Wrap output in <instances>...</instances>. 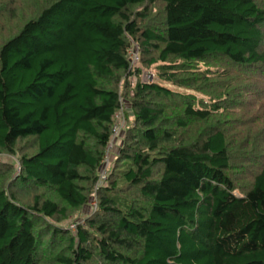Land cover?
I'll use <instances>...</instances> for the list:
<instances>
[{
	"label": "trees",
	"instance_id": "trees-1",
	"mask_svg": "<svg viewBox=\"0 0 264 264\" xmlns=\"http://www.w3.org/2000/svg\"><path fill=\"white\" fill-rule=\"evenodd\" d=\"M36 10L0 45V153L33 145L19 174L0 160V264H264V126L237 139L222 114L245 109L246 95L207 91L217 74L259 94L264 0H46ZM132 42L161 81L140 79ZM210 62L222 71H203ZM122 95L114 170L72 231L64 222L90 203Z\"/></svg>",
	"mask_w": 264,
	"mask_h": 264
},
{
	"label": "rangeland",
	"instance_id": "rangeland-1",
	"mask_svg": "<svg viewBox=\"0 0 264 264\" xmlns=\"http://www.w3.org/2000/svg\"><path fill=\"white\" fill-rule=\"evenodd\" d=\"M46 0H0V45L4 42L6 38L11 36L12 34L16 33L20 27L23 25V23L29 19L30 17H33L36 13L37 6H41L45 3ZM15 11V13H14ZM13 14V15H12ZM134 46L136 47V42ZM138 45V44H137ZM157 65L150 67L144 66L141 63L139 65H136L138 69L140 70V79L143 82L146 83H153L161 81L158 77V70ZM217 65L221 66L219 63L216 62H210L209 66L208 64L202 63L200 64V67L205 71L206 69L220 72L222 71L221 67L217 68ZM135 68V67H134ZM136 70V69H135ZM233 75H237L236 72L232 73ZM154 75V76H152ZM249 78H252L251 76H248ZM139 76H137L135 73L130 75L128 78L123 79L120 83V90L122 92L125 91V85L127 82L134 86L138 81ZM211 83L210 86H207L208 94L210 95H246L245 101L247 104H244L243 106L245 109H236L232 112H224L222 115L226 121H228V125L231 126L229 130H232L233 134H236L237 139H241L242 131L249 135L250 133L254 135L256 131H258L259 128H262L264 126V83L259 82L258 88L260 90L259 94H255L253 92H247L245 86L250 84V80L247 81H240L234 83L232 86L224 85L222 82L224 81L222 77L217 76V74L210 78ZM166 86L173 90H178L182 93H191L197 95L198 98L203 99L207 103H211V99L209 96H207L204 93L187 89L183 87L176 86L172 83H164ZM212 84V85H211ZM262 95V96H261ZM125 96L122 95V103L124 110L128 109V102L126 100ZM255 113L259 116V119L257 120H250L251 116H253ZM118 117H123L121 111L119 110L117 112ZM126 118V114H125ZM115 119V117H114ZM241 120L245 121L241 123ZM122 123H124V120L121 118L120 120ZM232 121V122H230ZM191 123V122H189ZM128 124L127 118L125 119L124 126L122 128V131H120L116 136H111V141L108 144L105 152V156L108 159V164H105L106 171L110 174L114 170L115 161L120 153V150L123 145V140L125 136L126 131V125ZM193 127V126H192ZM192 130H196V128H192ZM250 131V132H249ZM241 142V141H239ZM242 143V142H241ZM33 145L31 140H25L20 144V149H18L16 154H7V153H0V160L4 163L10 164L15 169V175L19 174V157L22 153H28L32 151ZM104 167V166H103ZM100 175V171H98V177ZM109 181V179H108ZM107 181V182H108ZM105 183V185L107 184ZM104 185V186H105ZM20 188V187H18ZM19 192H15V194L18 195V198H20L21 201H23L25 204L28 205V189H18ZM241 193L240 191L238 194ZM24 194H27L24 196ZM95 194V193H93ZM93 199V195L91 200ZM90 200V201H91ZM90 203L81 211L80 213H75L70 216V218L64 222V225H70L72 222H76L78 224L84 223V219L87 215H89L91 211Z\"/></svg>",
	"mask_w": 264,
	"mask_h": 264
},
{
	"label": "built area",
	"instance_id": "built-area-1",
	"mask_svg": "<svg viewBox=\"0 0 264 264\" xmlns=\"http://www.w3.org/2000/svg\"><path fill=\"white\" fill-rule=\"evenodd\" d=\"M135 43L132 42V47L129 49L128 51V54H129V59H130V63L133 67H135L136 65H139V62H140V54H139V46L136 44V47L134 46ZM154 76V75H152ZM122 101V100H121ZM122 113V116L123 117H118L117 113L115 115V123L113 125V136H116L120 131H122V128L124 126V123H125V110L123 108V104H122V108L119 109ZM121 118L124 120V123H122L120 120ZM112 139V138H111ZM111 141V140H110ZM110 143V142H109ZM105 164L107 165L108 164V159L106 158V156L104 157V159L101 161V164H100V168H99V171H100V175L98 177V180H97V183H96V186H95V191L93 194V199L90 201V206H91V211L94 212L95 210L98 209V199H97V195H96V191L105 185V183L108 181L109 179V173L108 171H106V168H105ZM104 166V167H103ZM19 171H20V168H19ZM77 225L78 223L76 222H72L70 223L69 225V228L72 230V231H75L76 228H77Z\"/></svg>",
	"mask_w": 264,
	"mask_h": 264
}]
</instances>
